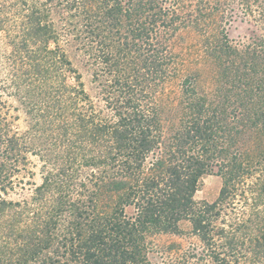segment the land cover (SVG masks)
<instances>
[{
	"label": "trees",
	"instance_id": "16d2710c",
	"mask_svg": "<svg viewBox=\"0 0 264 264\" xmlns=\"http://www.w3.org/2000/svg\"><path fill=\"white\" fill-rule=\"evenodd\" d=\"M238 1L262 33L204 37L214 77H182L173 105L171 41L219 27L226 0H0V98L28 117L0 116V264H264V0ZM182 225L187 249L156 243Z\"/></svg>",
	"mask_w": 264,
	"mask_h": 264
},
{
	"label": "rangeland",
	"instance_id": "374dc122",
	"mask_svg": "<svg viewBox=\"0 0 264 264\" xmlns=\"http://www.w3.org/2000/svg\"><path fill=\"white\" fill-rule=\"evenodd\" d=\"M259 2V1H258ZM256 3L251 2L254 7ZM227 15L220 21L219 27H212L207 29L206 34L198 33L194 30H188L175 37L171 41V50L177 58V72L178 77L171 80L166 84L167 98L171 104L176 105L180 99V85L179 82L182 77L189 73L199 71L203 81H212L214 77V66L211 65L210 61L207 62V58L203 53L202 42L204 37L212 38L216 35V32L227 36V38L233 41L245 40L253 35L260 34V28L257 23L253 20V17H247L244 14L243 6L238 0H226ZM255 10V8H253ZM242 12V13H241ZM244 12V14H243ZM257 16L256 13L252 16ZM55 19V17H53ZM256 20H258L256 18ZM216 31V32H215ZM73 66L82 75V81L84 82L86 92L96 101L99 100V89L97 83L92 82L93 68L88 66L87 57L81 55V52L75 51L74 47L63 48ZM0 116H3L13 126L14 129L19 131H25L28 128V117L25 115L23 107L18 102L17 98L12 95L4 94L0 98ZM28 168L32 174L31 180L36 184L40 183L39 170L41 162L37 156H28ZM221 188V179L216 176H205L198 187L195 194V200L197 202H208L211 203L216 200L219 190ZM184 233L180 236L167 235L159 237L156 243L160 247L173 246L174 254L180 252L183 249H187L190 244L189 237L186 234L188 228L187 225H182ZM193 242V241H191ZM173 254V255H174Z\"/></svg>",
	"mask_w": 264,
	"mask_h": 264
}]
</instances>
